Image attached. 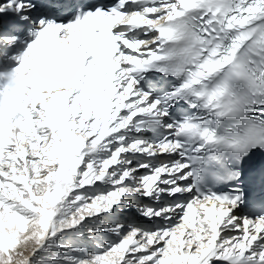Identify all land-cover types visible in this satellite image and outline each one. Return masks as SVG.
<instances>
[{"label":"snow or ice","instance_id":"1","mask_svg":"<svg viewBox=\"0 0 264 264\" xmlns=\"http://www.w3.org/2000/svg\"><path fill=\"white\" fill-rule=\"evenodd\" d=\"M0 264H264V0H0Z\"/></svg>","mask_w":264,"mask_h":264}]
</instances>
